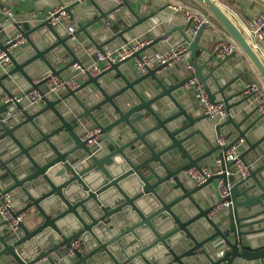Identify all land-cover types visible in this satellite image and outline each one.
I'll return each instance as SVG.
<instances>
[{
  "label": "water",
  "instance_id": "obj_1",
  "mask_svg": "<svg viewBox=\"0 0 264 264\" xmlns=\"http://www.w3.org/2000/svg\"><path fill=\"white\" fill-rule=\"evenodd\" d=\"M171 2L213 28L191 33ZM58 8L67 19L51 24ZM263 10L264 0H0V205L22 216L10 229L0 214V264H264V113L247 92L264 86V52L242 23ZM142 39L151 43L97 76L72 67ZM227 41L235 51L212 52ZM184 43L177 66H134ZM46 75L79 85L48 94L34 82ZM193 79L225 117L203 113ZM91 127L101 136L88 147ZM231 146L252 166L246 178L224 160ZM190 169L210 176L198 184ZM220 180L230 204L210 217Z\"/></svg>",
  "mask_w": 264,
  "mask_h": 264
},
{
  "label": "built area",
  "instance_id": "obj_2",
  "mask_svg": "<svg viewBox=\"0 0 264 264\" xmlns=\"http://www.w3.org/2000/svg\"><path fill=\"white\" fill-rule=\"evenodd\" d=\"M3 1H11V0H3ZM115 2L117 6L122 5L124 2H128L130 5L132 3L138 2L139 0H112ZM173 10L176 12L182 11L183 16L186 21H191V26L189 31L191 33H195L197 29L201 26L205 28H213V25L199 12L192 10L181 3L172 4ZM4 14L9 17H14V13L10 10H5ZM53 14H58L57 17L51 19V24H55L57 22H61L67 19V14L61 9L58 8L54 10L52 14L48 17H51ZM243 23V20H242ZM247 32L252 38L253 43L264 50V10L261 11L255 18L251 20L249 24L243 23ZM69 32H72L69 29ZM167 39H164L166 42ZM151 43L150 39H142V40H131L128 44H123L118 49L115 50H107L103 52H98L95 55V60L91 65L85 67L81 64H73L72 67L75 71H77L80 75H90L97 76L101 74L103 71L109 68L110 65L115 64L117 62H121L125 59H128L133 53L139 51L143 47L149 45ZM23 44L22 40H19L15 46H20ZM187 44H181L169 51H158L153 54L152 61L145 55H142L139 60H134V66L139 71V73H146L145 68H151L152 63L157 65H164L165 68H171L178 65L180 62L184 61L185 55L187 53ZM236 50V46L233 42L227 41L224 44L215 43L212 46V52H215L218 57H223L229 55L233 51ZM2 55H0V59H2ZM189 73H193L191 67H187ZM45 81L44 85L46 87L47 93H55L59 90H63L65 88H69L74 90L78 87V82L74 77L68 79H59L58 77L46 75L44 77L36 79L35 83H40ZM194 85V95L198 100V104L202 109L205 115L209 117L216 115L221 118L226 116V111L224 105L221 103L218 104H210L207 96L202 88V86L198 83L196 79L189 81L187 84V88L189 86ZM248 93H253L254 102L258 105L259 113H264V86L258 84H253L247 89ZM23 98L18 97L14 98L16 102H20ZM28 99L31 104H36L41 99V92L39 90H32ZM10 99L5 98V101H9ZM101 136L100 130L97 127H91L83 131L80 136L82 141L86 142L88 147H93L95 145L96 140ZM226 139L223 136L217 138V144L224 146L226 144ZM224 160L227 163H233L234 174L239 175L241 178H246L249 175V172L252 168L251 165L244 163L238 157V152L235 146H231L224 155ZM189 175L193 180H195L198 184L204 183L206 179L210 176V173L207 169H202L201 171H197L194 169H190L185 172ZM230 184L224 185L220 180L216 183L217 188V196L219 201L213 207L209 216H215L220 211L226 209L230 202L227 200L229 198V188ZM8 199V196L5 197V200ZM0 214L5 222L6 226L10 229H15L17 225L21 222L22 216L12 217L9 207L6 204L0 205ZM81 244L79 241H73L68 247V255L72 256L75 250L80 248ZM264 261V259H263Z\"/></svg>",
  "mask_w": 264,
  "mask_h": 264
},
{
  "label": "crops",
  "instance_id": "obj_3",
  "mask_svg": "<svg viewBox=\"0 0 264 264\" xmlns=\"http://www.w3.org/2000/svg\"><path fill=\"white\" fill-rule=\"evenodd\" d=\"M142 0H139L138 2H135V3H132L131 5L132 6H134V5H139V3L141 2ZM174 3H177V2H171V4H174ZM20 4H22V2H20ZM185 6V5H184ZM16 8H17V6H13L12 8H11V11L14 13V14H16ZM178 12H182V11H178ZM23 16V15H22ZM182 16V15H181ZM238 17L242 20V18L238 15ZM182 20H185V18H184V16H182ZM251 20H252V18H250L248 21H243V23H245V24H249L250 22H251ZM164 43H165V41H163ZM215 43H213L212 44V46L214 45ZM263 52H264V50H263ZM177 66V65H176ZM177 75H179V72H178V74Z\"/></svg>",
  "mask_w": 264,
  "mask_h": 264
}]
</instances>
